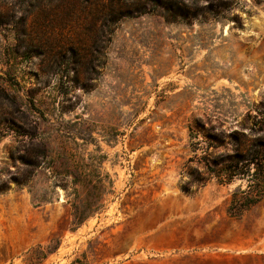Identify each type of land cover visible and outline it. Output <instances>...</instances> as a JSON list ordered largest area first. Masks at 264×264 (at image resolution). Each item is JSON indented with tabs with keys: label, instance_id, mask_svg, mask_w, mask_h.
I'll return each instance as SVG.
<instances>
[{
	"label": "rangeland",
	"instance_id": "374dc122",
	"mask_svg": "<svg viewBox=\"0 0 264 264\" xmlns=\"http://www.w3.org/2000/svg\"><path fill=\"white\" fill-rule=\"evenodd\" d=\"M261 141L264 0H0V264H264Z\"/></svg>",
	"mask_w": 264,
	"mask_h": 264
},
{
	"label": "trees",
	"instance_id": "16d2710c",
	"mask_svg": "<svg viewBox=\"0 0 264 264\" xmlns=\"http://www.w3.org/2000/svg\"><path fill=\"white\" fill-rule=\"evenodd\" d=\"M165 13H169L168 17L170 21H177V18H184L186 14H189L187 10L183 8L176 7V9L171 10L170 8H165ZM174 21V22H175ZM262 144H257L254 147V151L243 163L242 160L234 161L229 163L224 169V173L228 180L235 177H242L247 179V188L245 191L240 192V198H242L248 205H255L260 200L264 198V141ZM241 154H237L239 156ZM240 157V156H239ZM252 165L253 171L250 173L249 167ZM246 167L245 170L243 168ZM235 200V195H232L231 201ZM87 220V217L74 216L73 229L80 227L83 222Z\"/></svg>",
	"mask_w": 264,
	"mask_h": 264
}]
</instances>
